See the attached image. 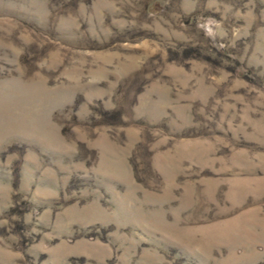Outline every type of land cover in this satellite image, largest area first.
Segmentation results:
<instances>
[{
    "label": "rangeland",
    "instance_id": "obj_1",
    "mask_svg": "<svg viewBox=\"0 0 264 264\" xmlns=\"http://www.w3.org/2000/svg\"><path fill=\"white\" fill-rule=\"evenodd\" d=\"M0 264H264V0H0Z\"/></svg>",
    "mask_w": 264,
    "mask_h": 264
}]
</instances>
